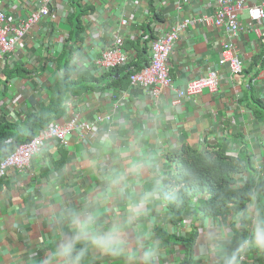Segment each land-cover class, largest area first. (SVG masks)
Returning <instances> with one entry per match:
<instances>
[{
    "label": "crops",
    "instance_id": "0c3cea01",
    "mask_svg": "<svg viewBox=\"0 0 264 264\" xmlns=\"http://www.w3.org/2000/svg\"><path fill=\"white\" fill-rule=\"evenodd\" d=\"M0 6L8 17L24 19L39 7V0H0ZM82 8L83 12L74 9L70 0H53L49 15L30 29L7 54L9 67L5 68L18 69L19 75L6 81L3 70L0 72V116L23 128L22 122L29 112L38 111L52 100L55 93L52 94L50 89L63 76L61 59L64 50L71 53L68 61L71 68L87 70L98 77L101 74L95 73L94 60L115 35L121 34L124 48L132 56L131 61L141 67L149 60L143 36L157 37L170 31L176 21L214 11L213 0H191L180 6L174 0H84ZM73 10L83 15L77 21L80 28H75L76 21L69 16ZM121 19L127 24L121 25ZM239 20L241 29L233 39L243 64V75L239 80L232 81L227 66L218 64L225 34L216 27L196 24L179 33L168 59L170 85L162 88L156 100L138 87L127 89V83L121 86L125 89L118 87L117 78L115 82L98 78L90 82L86 91L68 93L62 102H55L61 103L60 114L55 116L59 122H67L73 117L78 123L92 122L98 113L109 114L110 121L97 122L93 131L76 128L68 136L66 145L47 144L42 153L32 158L27 172L11 169L0 179V264H29L33 253L39 251L42 257L47 251L41 245L50 235L45 221L50 214V205L54 204L49 196L51 185L58 183L61 198L73 203L99 189L101 182L94 171L95 161L85 158V154L95 145L100 131L113 132L121 138L118 141L121 143L133 138L137 132L147 130L151 133L145 141L149 147L157 142L176 145V149L182 144L199 149L215 146L234 155L244 144L252 167L264 170V110L257 106L259 103L264 105V45L247 26L249 20L245 11L239 14ZM57 56L60 62H57ZM210 68L221 75L216 92L203 91L194 99H182L180 104L172 105L174 89L183 88L189 80L204 75ZM116 75L122 77L123 73ZM12 136L16 138L14 132ZM4 153L1 147L0 157ZM168 154L164 153L162 158L175 170ZM105 163H111L110 155L105 157ZM248 175L243 172L236 178L241 180ZM194 225L199 226L196 222ZM157 227H171L168 210L167 215L158 217L153 226L165 254L160 264H181L184 247L165 242L156 233ZM104 264L118 262L106 260ZM192 264L205 262L193 259ZM242 264L256 263L249 260Z\"/></svg>",
    "mask_w": 264,
    "mask_h": 264
},
{
    "label": "clouds",
    "instance_id": "9594fccd",
    "mask_svg": "<svg viewBox=\"0 0 264 264\" xmlns=\"http://www.w3.org/2000/svg\"><path fill=\"white\" fill-rule=\"evenodd\" d=\"M190 1L178 2L176 0L175 2L180 6ZM52 3L53 0H51V5ZM250 4L252 0L247 1V5ZM213 7L215 8L214 0ZM242 11L245 9L238 13L240 29L242 23L239 20V14ZM213 13L214 11L203 15L211 16ZM189 17L198 16H187L183 19ZM196 24L202 25L200 23L194 25ZM202 26L214 27L212 25ZM240 29L237 30L233 39L238 36ZM219 30L224 33L222 29ZM224 34L226 40L227 35ZM233 39L230 40L232 44ZM258 39L264 45L263 40ZM233 47L236 51L234 45ZM4 67L9 66L5 63ZM241 77L242 74L231 80H239ZM131 86L142 89L153 100L159 97V95L153 97L149 93L150 87L144 88L128 83L127 89ZM184 87L174 89L172 105L180 104L182 99L195 98H177L178 103L173 104L176 97L175 90H181ZM53 122L65 124L68 121L59 122L53 119L49 123ZM150 135L149 131L142 130L137 132L133 138L118 143L121 138L111 131L97 133L95 145L85 154V158H92L95 161L94 171L101 182L99 189L80 197L76 203H73L61 198L58 183L51 185L52 190L49 196L54 204L50 205V214L45 221L49 225L50 235L44 238L46 243L41 245L42 248H47V251L42 257L39 251L33 253L29 264H104L106 260H115L118 264H160L165 254L162 251L160 240L154 234L153 226L158 217L167 215V206L170 203H183L187 198L189 207L193 209L199 207L201 200L197 189L201 176L192 167L179 171H174L169 167L162 158L163 154L175 151L177 146L164 145L159 142L150 147L146 146L145 141ZM8 139L5 142L12 144V150L8 153L10 154L15 144L18 143L11 137ZM47 144L58 146L66 145L67 142L60 143L59 140L52 138L44 142L42 148L44 149ZM40 153L38 150L37 155ZM108 155L111 156V163H105V157ZM210 162L208 159L205 160V163ZM248 169L251 170L244 171L249 173L248 177L237 179L235 186H241L240 184L251 175H264V170L258 167ZM184 219L182 223L190 220V214H186ZM213 219L200 213L196 216L195 222L199 224V228L195 230V235H198L195 260H202L205 264H242L245 256L249 254H251L249 260L253 262L258 257H264V192L250 191L247 194L246 206L236 211L232 217L227 216V223L218 221L225 219Z\"/></svg>",
    "mask_w": 264,
    "mask_h": 264
},
{
    "label": "built area",
    "instance_id": "2783aa9c",
    "mask_svg": "<svg viewBox=\"0 0 264 264\" xmlns=\"http://www.w3.org/2000/svg\"><path fill=\"white\" fill-rule=\"evenodd\" d=\"M176 1V0H175ZM178 2H188L189 0H177ZM248 0H214V13L211 16L201 15L189 17L177 22L169 32H164L155 38L143 36L150 53L149 62L139 70L129 75L130 85H140L149 88V93L153 97H158L160 88L170 85L168 59L172 52L179 33L188 25L200 23L202 25H212L222 29L227 35V39L222 42L223 50L219 58L220 66L226 65L229 70V78H238L242 74L243 65L230 40L234 38L237 30L240 29L238 13L245 9L247 26L256 36L264 42V0H252V4L247 5ZM51 0H39V7L30 12L24 19L19 17H8L5 10L0 6V71L6 63V56L13 51L23 37L32 29L43 17L49 15ZM121 25H126L127 21L121 19ZM124 39L121 34L114 36L113 41L103 48L99 56L94 60L95 73L101 74L103 71L114 67L123 66L131 61V54L124 48ZM264 64V54H263ZM264 77V71L262 73ZM221 75L216 69L210 68L204 75L197 76L188 81L184 89L175 90L176 97L173 104L178 103L181 97H196L207 91L214 93L219 87ZM123 96V95H122ZM178 98V99H177ZM110 120L109 114L98 113L92 122H77L73 117L65 124L53 122L49 123L33 137L31 140L15 144L13 151L0 160V177L8 173L10 169L17 172H25L30 166L31 159L42 151L44 142L55 138L60 143L67 142V136L78 127L81 131L95 130L99 121ZM11 141V139H8Z\"/></svg>",
    "mask_w": 264,
    "mask_h": 264
},
{
    "label": "trees",
    "instance_id": "16d2710c",
    "mask_svg": "<svg viewBox=\"0 0 264 264\" xmlns=\"http://www.w3.org/2000/svg\"><path fill=\"white\" fill-rule=\"evenodd\" d=\"M70 2L74 9L78 8L81 12L84 11V8L81 9L83 0H70ZM81 14L80 11L73 10L69 15L76 21L75 28H80L79 22L77 23V21L83 16ZM75 34L77 35V32ZM62 54L63 76L50 89L52 90V94L55 93L52 100L49 98L50 102L46 106L42 105L39 108L40 110L29 112L30 114L22 122L24 125L23 128L18 125L19 123H13V121L8 120L4 116H0V148L2 147L4 150V156H7L12 150V144H6L4 140L10 136L17 143L30 140L40 128L44 127L55 119V116L60 114L58 109L61 107V103L57 104L55 102H62L66 94H79V92L86 91L87 88H90V82H94L98 78H109L114 82L116 81L115 78H117L118 87L124 86L123 84L129 83V75L141 68L137 62L132 61L123 66L103 71L100 76L96 77L90 75L87 70L76 71V69L71 68L68 65L71 57L70 51L66 52L64 50ZM56 60L60 62L59 56H57ZM17 70H10L4 67L3 73L5 80L9 81L10 78L17 77L19 75ZM13 71L14 73H12ZM116 73L120 76L123 73V75L119 77ZM73 75H75V78H72ZM121 88L125 89V87ZM257 106L264 110V105L259 103ZM13 132L16 138L12 136ZM199 148L183 144L180 148H177L167 155L168 160L174 164V171L192 167L201 176V182L197 189L199 199L201 200L199 207L197 209L189 207L187 198H185L183 203H170L167 206V210L169 212V223L171 227L156 228V233H159V236L165 242L179 244L184 247V257L181 264L193 263L194 248L198 241V235H195V230L199 226L194 225L196 217L193 216V219L182 223L185 220L184 217L186 214L200 213L209 218L226 220L227 216L232 217L236 211L246 206L247 194L250 191L259 190L264 192V175H251L246 181L240 184L241 186H235L237 183L236 177L243 174L244 171H247L249 167L252 168L250 157L245 154L246 149L244 145L236 155H230L224 149L215 146L205 149ZM2 157H0V160ZM206 159L211 162L205 163ZM248 256L245 257L244 262H248L251 259V255ZM254 263L264 264V257H258Z\"/></svg>",
    "mask_w": 264,
    "mask_h": 264
},
{
    "label": "rangeland",
    "instance_id": "374dc122",
    "mask_svg": "<svg viewBox=\"0 0 264 264\" xmlns=\"http://www.w3.org/2000/svg\"><path fill=\"white\" fill-rule=\"evenodd\" d=\"M235 78H237V77L235 76ZM193 216H194V214L190 213L191 219H193ZM185 224L188 225L187 223H185ZM256 264H258V263H256Z\"/></svg>",
    "mask_w": 264,
    "mask_h": 264
}]
</instances>
